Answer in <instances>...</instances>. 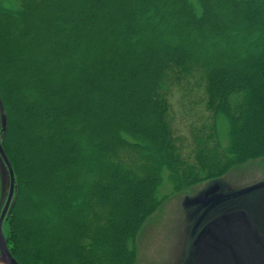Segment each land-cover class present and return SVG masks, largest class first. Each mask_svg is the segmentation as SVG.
Returning a JSON list of instances; mask_svg holds the SVG:
<instances>
[{"label":"trees","instance_id":"1","mask_svg":"<svg viewBox=\"0 0 264 264\" xmlns=\"http://www.w3.org/2000/svg\"><path fill=\"white\" fill-rule=\"evenodd\" d=\"M87 1L0 0L20 264H134L172 194L264 160V0ZM189 78L208 113L185 146L168 95Z\"/></svg>","mask_w":264,"mask_h":264},{"label":"rangeland","instance_id":"2","mask_svg":"<svg viewBox=\"0 0 264 264\" xmlns=\"http://www.w3.org/2000/svg\"><path fill=\"white\" fill-rule=\"evenodd\" d=\"M87 1V0H86ZM87 2H90L89 0ZM173 3V2H172ZM37 9L41 12H47L46 9L37 3ZM41 11V12H40ZM174 20L173 23H177ZM13 24V23H12ZM12 24L8 25L2 17H0V39L2 32L12 35ZM39 23L35 22L32 31L37 32ZM188 26V24H187ZM192 32V30H189ZM179 42L177 38L174 40ZM2 41L0 40V47ZM5 58L10 59L11 50L8 47L3 48ZM120 59L118 58V63ZM9 76L6 72L5 78ZM14 86V85H13ZM12 87V86H11ZM13 88V87H12ZM14 90L16 87L14 86ZM1 92V91H0ZM18 97L17 93H12ZM204 89L199 85L197 78L183 79L170 91L168 98L170 99L171 109L175 117L173 124L176 135L183 138L185 146L191 141V128L201 125V114L205 112L203 102ZM5 104L0 93V117L5 116ZM86 149H90L88 144L84 143ZM190 147H185L183 152L189 153ZM226 175V176H225ZM225 176V177H224ZM222 177V178H221ZM264 177V160H255L249 164L235 167L228 173L211 178L209 180L198 183L186 190L172 194L162 205V207L152 215L146 223L137 239V253L134 264H192L195 254V241L199 235L201 228L221 213H230L244 210L255 222L258 229L264 232V187L255 189L249 193H238L229 197L225 202H216L212 205L203 206L201 204H189L188 199L197 196L204 189H207L214 182H220L223 186L232 184L233 187L228 192L239 190V186L246 185ZM9 173L0 157V192H2V205L5 203L6 191L9 189ZM172 187L166 184L162 188V192L166 193ZM64 191V189H63ZM60 191L62 195H66V191ZM5 195V196H4ZM17 194L7 216L6 233H10V225L14 218V208ZM35 225L39 228L38 224ZM42 228V227H40ZM44 246L48 247V235L43 230ZM24 244H27L24 236L21 235ZM52 257L51 251L49 252ZM67 254L62 256H54L58 263H63L67 258Z\"/></svg>","mask_w":264,"mask_h":264},{"label":"water","instance_id":"3","mask_svg":"<svg viewBox=\"0 0 264 264\" xmlns=\"http://www.w3.org/2000/svg\"><path fill=\"white\" fill-rule=\"evenodd\" d=\"M3 118L6 133V113ZM0 156L7 167L10 179L9 198L0 217V264H20L11 252L3 231V221L15 199L13 197L17 185L14 167L1 142ZM226 185L222 188L220 182H214L197 196L189 198L188 203L209 207L212 203L225 202L234 194H246L264 187V177L239 186V190L234 192H228L233 187L232 184ZM194 245L195 254L192 264H264V232L258 229L244 210L221 213L206 222Z\"/></svg>","mask_w":264,"mask_h":264},{"label":"flooded vegetation","instance_id":"4","mask_svg":"<svg viewBox=\"0 0 264 264\" xmlns=\"http://www.w3.org/2000/svg\"><path fill=\"white\" fill-rule=\"evenodd\" d=\"M4 125H5L4 118L1 116L0 117V139L1 140H2V137H3V133H4ZM9 191H10V188L6 191L7 195L5 197V203L3 205L1 204L2 203V198H3L2 197V192H0V217L2 215V212L4 210L5 205L7 203V200L9 198ZM6 222H7V216H5V219L3 221V230H4L5 233H6Z\"/></svg>","mask_w":264,"mask_h":264}]
</instances>
